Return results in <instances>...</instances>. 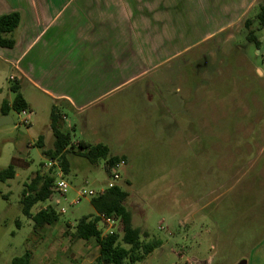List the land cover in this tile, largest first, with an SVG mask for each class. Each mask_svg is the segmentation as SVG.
Here are the masks:
<instances>
[{
    "label": "rangeland",
    "instance_id": "374dc122",
    "mask_svg": "<svg viewBox=\"0 0 264 264\" xmlns=\"http://www.w3.org/2000/svg\"><path fill=\"white\" fill-rule=\"evenodd\" d=\"M255 11L222 38L176 55L146 79L154 91L159 80L168 83H163L172 103L166 130L157 128V117H144L140 103L127 96L135 87L118 95L119 104L106 110L109 102L79 114L57 106L61 129L72 144H101L111 155L124 154L127 162L113 181L103 159L91 165L67 153L68 173L60 167L67 191L54 192L30 211L33 216L53 207L59 219L36 232L31 218L21 212L23 186L35 173L56 179L57 170L46 172L49 159L42 155L53 147L50 107L28 97L33 102L29 125L22 124L25 116L12 113V124L0 126V170L15 164L14 178L0 182V264L40 250L48 255L46 264H81L68 259V248L77 242L88 253L83 264H94L95 241L72 238L76 222L95 215L91 198L79 193L99 192L111 183L129 195L125 206L132 227L161 242L137 264H241L250 246L264 235V182L258 177L264 174V29L255 32L256 48L246 40L244 27ZM203 25L205 30L207 23L201 29ZM256 28L253 23L251 29ZM8 73L0 62V103L13 97ZM197 84L201 86L196 96L187 97L186 90ZM175 100L180 102L177 109ZM175 123L179 128H173ZM40 136L43 148L35 144ZM98 227L106 234L117 228L106 232L108 226L101 222ZM47 232L58 236L44 242Z\"/></svg>",
    "mask_w": 264,
    "mask_h": 264
},
{
    "label": "crops",
    "instance_id": "0c3cea01",
    "mask_svg": "<svg viewBox=\"0 0 264 264\" xmlns=\"http://www.w3.org/2000/svg\"><path fill=\"white\" fill-rule=\"evenodd\" d=\"M258 4V0H0V16L13 12L20 16L15 46L0 48V62L9 68L8 88L17 84L29 118L33 116L29 98L50 107V112L59 106L79 114L106 102L104 110L118 105V95L135 87L127 96L140 103L144 117H157V128L166 130L172 103L163 83H168L159 80L154 91L146 79L176 55L222 38L255 8L256 15ZM200 86L187 89V97L196 96ZM13 97L2 102L10 105ZM179 103L174 101L176 109ZM62 119L60 115L61 127ZM173 126L179 128L177 123ZM40 137L35 144L43 148ZM79 142L86 143L71 144ZM114 156L127 162L124 154ZM258 177L264 182V174ZM55 236L47 232L44 242ZM86 252L79 242L68 248L70 263H86ZM48 254L53 256L51 250ZM47 257L40 250L30 254L29 264H46ZM243 262L264 264V235L250 246Z\"/></svg>",
    "mask_w": 264,
    "mask_h": 264
},
{
    "label": "trees",
    "instance_id": "16d2710c",
    "mask_svg": "<svg viewBox=\"0 0 264 264\" xmlns=\"http://www.w3.org/2000/svg\"><path fill=\"white\" fill-rule=\"evenodd\" d=\"M19 22L20 16L16 12L0 16V48L12 49L15 46V32ZM253 23L257 25L255 30L251 29ZM244 27L246 40L258 48L259 42L255 32L264 29V4L258 7V12L253 20L244 21ZM10 90L14 97L10 105L6 102L1 103L0 114L2 116L12 113L19 114L27 109V104L20 94L17 84L13 83ZM59 123L60 113L53 106L50 112V129L54 138L53 147L49 150H42V155L48 159L58 160L63 174H67L69 171L66 154L70 152L82 156L91 165H95L101 159L107 166L120 160L121 157L111 155L108 147L101 144L91 146L79 142L74 147L71 144L70 135L61 131ZM39 142L42 143L41 137ZM14 176L15 166L13 164L0 170V182L13 179ZM54 181L55 179L50 174L40 176L37 173L23 186L20 197L21 212L24 216L31 218L34 232L44 226L53 225L59 219V214L53 207L42 209L33 216L30 213L36 204L50 198L53 194ZM128 196V193L119 186L108 188L102 195L90 199V205L95 215L83 217L76 222L72 238L84 241L94 240L98 247V256L94 264H137L161 246L159 240H149L147 233L132 227L131 212L125 206ZM100 216L117 220L115 224L117 228L113 233L103 235L102 229L98 227L101 222ZM29 260L30 254L26 252L23 256L14 258L11 264H29Z\"/></svg>",
    "mask_w": 264,
    "mask_h": 264
},
{
    "label": "built area",
    "instance_id": "2783aa9c",
    "mask_svg": "<svg viewBox=\"0 0 264 264\" xmlns=\"http://www.w3.org/2000/svg\"><path fill=\"white\" fill-rule=\"evenodd\" d=\"M10 80H12V78H10ZM19 114H22L23 116H25V118L22 120V124L27 126L29 125V113H27L26 110L24 111H21ZM126 165V162L124 159H120L119 161H117L116 163L110 165V166H107V169L110 173V177L111 179H113V181H117L119 179V170L121 168H123L124 166ZM51 169H56V179L53 183V186H52V191L53 193L54 192H57L59 194H64L67 189H68V184L66 183V181L63 179L62 177V172H61V169H60V165L58 163V160L56 159H49V162L47 164V168L45 169L46 172L50 171ZM115 186L114 184H109L107 185V189L108 188H111ZM106 189H103L99 192H94V191H80L79 193V196L81 197H95V196H98V195H102L104 192H105ZM64 211L61 210L60 213H63ZM101 218V222L106 224L108 226L106 232L112 230L111 228L115 226L117 220L116 219H113V218H107V217H104V216H100ZM106 233H103V235H105Z\"/></svg>",
    "mask_w": 264,
    "mask_h": 264
},
{
    "label": "water",
    "instance_id": "95a60500",
    "mask_svg": "<svg viewBox=\"0 0 264 264\" xmlns=\"http://www.w3.org/2000/svg\"><path fill=\"white\" fill-rule=\"evenodd\" d=\"M4 124H12V118L10 115L0 117V126ZM241 264H244V262H242Z\"/></svg>",
    "mask_w": 264,
    "mask_h": 264
}]
</instances>
